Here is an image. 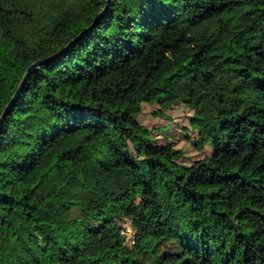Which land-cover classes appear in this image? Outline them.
I'll return each instance as SVG.
<instances>
[{
	"label": "trees",
	"instance_id": "obj_1",
	"mask_svg": "<svg viewBox=\"0 0 264 264\" xmlns=\"http://www.w3.org/2000/svg\"><path fill=\"white\" fill-rule=\"evenodd\" d=\"M40 59L0 129V264H264V0H0V115Z\"/></svg>",
	"mask_w": 264,
	"mask_h": 264
},
{
	"label": "rangeland",
	"instance_id": "obj_2",
	"mask_svg": "<svg viewBox=\"0 0 264 264\" xmlns=\"http://www.w3.org/2000/svg\"><path fill=\"white\" fill-rule=\"evenodd\" d=\"M159 107L157 104H146L142 113L137 117L144 124L154 130L153 134L156 137L162 138L164 141L167 137L172 139L176 146L182 147L186 151V155L193 158H199L206 154V152L199 151L194 148L192 139L184 136L183 125L188 122L189 109L183 105L176 106L170 109L164 110L159 113ZM128 222L124 223L125 234H127V243L132 245L134 232L132 229H127Z\"/></svg>",
	"mask_w": 264,
	"mask_h": 264
},
{
	"label": "water",
	"instance_id": "obj_3",
	"mask_svg": "<svg viewBox=\"0 0 264 264\" xmlns=\"http://www.w3.org/2000/svg\"><path fill=\"white\" fill-rule=\"evenodd\" d=\"M102 14V12H101ZM93 29V25H90L89 27H87V29H85L80 35L84 34L87 30H92ZM48 59H40V60H36L34 61L26 70L23 78L21 79L17 89L15 90L13 96L11 97V99L9 100V102L7 103V105L5 106L3 112L0 115V129L3 125L4 119L5 117L8 115V113L10 112L11 108L13 106H15L16 101L19 99L20 95L22 94V91L24 89V86L30 76V74L37 68L39 67L42 63L46 62Z\"/></svg>",
	"mask_w": 264,
	"mask_h": 264
},
{
	"label": "built area",
	"instance_id": "obj_4",
	"mask_svg": "<svg viewBox=\"0 0 264 264\" xmlns=\"http://www.w3.org/2000/svg\"><path fill=\"white\" fill-rule=\"evenodd\" d=\"M127 229H129V227L127 226Z\"/></svg>",
	"mask_w": 264,
	"mask_h": 264
}]
</instances>
